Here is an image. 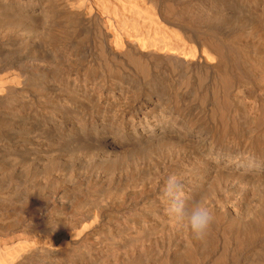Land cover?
I'll return each mask as SVG.
<instances>
[{
    "label": "bare ground",
    "instance_id": "obj_1",
    "mask_svg": "<svg viewBox=\"0 0 264 264\" xmlns=\"http://www.w3.org/2000/svg\"><path fill=\"white\" fill-rule=\"evenodd\" d=\"M171 175L213 213L205 239L168 217ZM0 247L264 264V0H0Z\"/></svg>",
    "mask_w": 264,
    "mask_h": 264
},
{
    "label": "clouds",
    "instance_id": "obj_2",
    "mask_svg": "<svg viewBox=\"0 0 264 264\" xmlns=\"http://www.w3.org/2000/svg\"><path fill=\"white\" fill-rule=\"evenodd\" d=\"M162 195L167 205V215L177 226L185 229L192 238L203 240L210 234L214 215L203 203H188L182 180L171 175L163 185Z\"/></svg>",
    "mask_w": 264,
    "mask_h": 264
},
{
    "label": "rangeland",
    "instance_id": "obj_3",
    "mask_svg": "<svg viewBox=\"0 0 264 264\" xmlns=\"http://www.w3.org/2000/svg\"><path fill=\"white\" fill-rule=\"evenodd\" d=\"M16 1H21L22 2V0H16ZM32 93L33 92L31 90H25V91H23L21 93V95L19 96V98L21 100H25L26 99L30 103V105L32 104L31 107H39V102H38L39 99H36L35 96H34V93L33 94ZM22 211H21V215L26 212L25 210H22ZM13 216L14 215H9V218L8 219L12 218ZM94 236H96L95 233H94ZM82 248H83V246H82ZM1 251H2V248L0 247V252ZM43 261L44 260H42V262L41 261L40 262H37L36 264H39V263L45 264Z\"/></svg>",
    "mask_w": 264,
    "mask_h": 264
}]
</instances>
